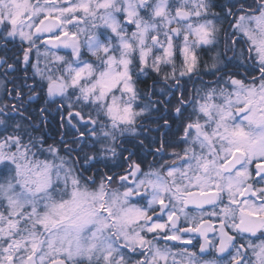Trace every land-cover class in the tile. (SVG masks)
I'll list each match as a JSON object with an SVG mask.
<instances>
[{"label": "snow or ice", "instance_id": "obj_1", "mask_svg": "<svg viewBox=\"0 0 264 264\" xmlns=\"http://www.w3.org/2000/svg\"><path fill=\"white\" fill-rule=\"evenodd\" d=\"M0 264H264V0H0Z\"/></svg>", "mask_w": 264, "mask_h": 264}]
</instances>
